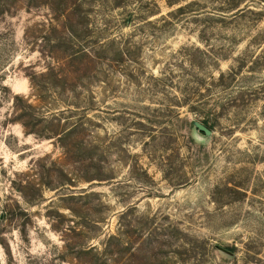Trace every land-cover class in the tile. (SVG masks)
<instances>
[{
  "label": "rangeland",
  "instance_id": "obj_1",
  "mask_svg": "<svg viewBox=\"0 0 264 264\" xmlns=\"http://www.w3.org/2000/svg\"><path fill=\"white\" fill-rule=\"evenodd\" d=\"M8 6L0 264H264V0Z\"/></svg>",
  "mask_w": 264,
  "mask_h": 264
},
{
  "label": "trees",
  "instance_id": "obj_2",
  "mask_svg": "<svg viewBox=\"0 0 264 264\" xmlns=\"http://www.w3.org/2000/svg\"><path fill=\"white\" fill-rule=\"evenodd\" d=\"M167 2L169 3V4H173V3H175L176 2V0H167ZM191 3L192 2H189V3H187L186 5H180V6H178L177 7V11H182L183 9H185L186 7H188L189 5H191ZM10 8L11 7H7V8H2V9H0V11H8V10H10ZM11 12V11H10ZM61 17H62V15H57L56 17H55V19H57V20H60L61 19ZM66 17V16H65ZM67 33L68 34H66V36H60L59 37V43L60 42H65L66 41V39H68V38H70V35H71V31L70 30H67ZM65 34V33H64ZM31 80H32V82H33V85H35L36 87H38V84L36 83V77H32L31 78ZM203 123H204V125H206L209 129H211L212 128V124L209 122V120L208 119H205V120H203ZM63 132V134L64 133H66V131L64 132V129L62 128V129H58V130H56L55 131V134H59V133H62ZM68 133V132H67Z\"/></svg>",
  "mask_w": 264,
  "mask_h": 264
},
{
  "label": "water",
  "instance_id": "obj_3",
  "mask_svg": "<svg viewBox=\"0 0 264 264\" xmlns=\"http://www.w3.org/2000/svg\"><path fill=\"white\" fill-rule=\"evenodd\" d=\"M191 122L194 125L195 129L198 132H200L202 135H204L205 137L211 134V130L206 125H204L202 122L194 120V119Z\"/></svg>",
  "mask_w": 264,
  "mask_h": 264
}]
</instances>
